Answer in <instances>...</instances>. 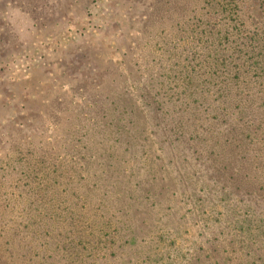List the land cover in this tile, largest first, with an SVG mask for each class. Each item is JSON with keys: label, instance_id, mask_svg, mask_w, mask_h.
Instances as JSON below:
<instances>
[{"label": "rangeland", "instance_id": "obj_1", "mask_svg": "<svg viewBox=\"0 0 264 264\" xmlns=\"http://www.w3.org/2000/svg\"><path fill=\"white\" fill-rule=\"evenodd\" d=\"M250 33L264 0H0V264H264Z\"/></svg>", "mask_w": 264, "mask_h": 264}, {"label": "trees", "instance_id": "obj_2", "mask_svg": "<svg viewBox=\"0 0 264 264\" xmlns=\"http://www.w3.org/2000/svg\"><path fill=\"white\" fill-rule=\"evenodd\" d=\"M225 47H223V51L228 53H233V54H240V55H235L237 56V59H239V64H237L235 66V69L233 72H235V75H239V73H241L243 71V68L246 67V63L244 62V56H246L247 54L245 53H251L255 50H261V52H263V55H264V46L261 45V42L264 41V38H260V37H257L256 34L254 33H250V34H246L244 35V39L240 42V43H237L236 41H230L229 38L227 37V35H225ZM262 40V41H261ZM221 46V44H220ZM248 49V51H246V49ZM246 51V52H245ZM244 54V55H243ZM250 60V59H249ZM262 62V59L260 61L257 62V65L260 66L261 68L264 67V63H261ZM259 68H255V69H250V70H258ZM229 72H227V75L225 77L226 80L229 81ZM248 109L247 106L240 111V113H243L245 114V112L248 113V111L246 110Z\"/></svg>", "mask_w": 264, "mask_h": 264}]
</instances>
